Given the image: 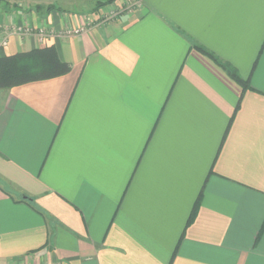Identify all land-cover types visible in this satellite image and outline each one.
I'll list each match as a JSON object with an SVG mask.
<instances>
[{"label": "crops", "instance_id": "obj_1", "mask_svg": "<svg viewBox=\"0 0 264 264\" xmlns=\"http://www.w3.org/2000/svg\"><path fill=\"white\" fill-rule=\"evenodd\" d=\"M131 1L0 0L69 66L0 87V264H264V0Z\"/></svg>", "mask_w": 264, "mask_h": 264}, {"label": "trees", "instance_id": "obj_2", "mask_svg": "<svg viewBox=\"0 0 264 264\" xmlns=\"http://www.w3.org/2000/svg\"><path fill=\"white\" fill-rule=\"evenodd\" d=\"M113 1L114 0H105L104 4ZM222 67L224 66L222 65ZM225 69L228 75L242 86V90H246L249 87L248 82L241 79L232 68L225 66ZM68 70L69 66L60 60L55 48L52 46L35 49L27 53H20L11 57L0 55V87L8 88L25 82L58 77L66 74ZM239 103L240 99L235 110H237ZM231 122L232 118L229 120L227 130ZM199 199L200 197L197 199L196 207L199 204ZM195 213L196 210L194 209L188 219V225L194 219Z\"/></svg>", "mask_w": 264, "mask_h": 264}, {"label": "built area", "instance_id": "obj_3", "mask_svg": "<svg viewBox=\"0 0 264 264\" xmlns=\"http://www.w3.org/2000/svg\"><path fill=\"white\" fill-rule=\"evenodd\" d=\"M135 5H136V3H135ZM129 10H131V7L129 8ZM84 30H85L84 27H79L77 29L64 30L60 34H62V35H72V36H75L77 34H80V33L84 32ZM16 31H17L18 34H21V35H29L30 34V30L29 29H20V28H17ZM38 37H39V41L41 43L45 40V37H46L45 28H41L39 30ZM6 45H7V39L6 38H3L0 41V49H2L3 47H5Z\"/></svg>", "mask_w": 264, "mask_h": 264}, {"label": "rangeland", "instance_id": "obj_4", "mask_svg": "<svg viewBox=\"0 0 264 264\" xmlns=\"http://www.w3.org/2000/svg\"><path fill=\"white\" fill-rule=\"evenodd\" d=\"M132 2H133V0L131 1V3ZM129 8H130L129 5L128 6H124V7H118L117 9L110 8V10H109L110 12L107 13L106 15H103V17H104L103 19L105 21L114 20V19L118 18L121 13L125 12L126 10H129Z\"/></svg>", "mask_w": 264, "mask_h": 264}]
</instances>
